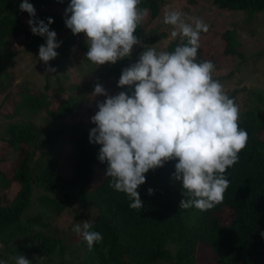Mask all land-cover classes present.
Instances as JSON below:
<instances>
[{"label":"trees","instance_id":"obj_1","mask_svg":"<svg viewBox=\"0 0 264 264\" xmlns=\"http://www.w3.org/2000/svg\"><path fill=\"white\" fill-rule=\"evenodd\" d=\"M166 1L142 0L140 6L149 14L136 35L146 48L159 47L158 39L167 37L166 32L155 28L145 32L164 11ZM22 2L0 0V190L19 185L10 197L0 195V261L13 264L10 257L55 253L59 257L56 264H197L198 255L204 251L210 264H264V110L252 107L254 100L264 102V88L245 85L239 76L238 68L246 57L236 24L217 25L215 29L210 26L207 34L219 36L223 46L208 51L200 45L197 57L198 61L210 60L215 67L221 64L228 69L213 76L239 105L240 127L249 134L238 162L225 173L230 186L222 203L206 212L180 209L183 188L173 178L178 160H172L145 174L146 183L138 189L144 208L134 210L126 194L109 187L107 164L98 159L101 145L89 140L96 125L82 109L95 102L90 97L97 83L110 95L134 93V85L120 88L118 81L122 70L138 61L137 53L143 47L137 45L131 58L115 65L98 66L96 78L87 83L79 76L81 61L92 70L97 65L86 58V42L78 41L86 40L85 35H74L66 27L65 10L70 0H29L38 19H54L50 30L57 33L58 42L62 41L56 60L49 65L56 72L65 66L72 70L43 73L42 87L31 86L30 81L12 85V69L20 50L36 60L39 47L46 44V37L33 35L27 23L31 17L20 10ZM212 5L221 10L220 14L226 10L250 15L264 12V0H214ZM168 41L165 47L173 51L186 43V38ZM262 69L255 67L251 74ZM100 97L99 102L106 99ZM99 102L93 103L95 113ZM149 188L154 194H148ZM33 206L36 212L25 216ZM226 210L229 215H225ZM66 212L71 216L67 226L71 234L63 228L68 236L56 223ZM85 220L91 222V230L104 237L92 249L82 235L72 231L75 224ZM72 242L77 243L73 250L69 246Z\"/></svg>","mask_w":264,"mask_h":264},{"label":"clouds","instance_id":"obj_2","mask_svg":"<svg viewBox=\"0 0 264 264\" xmlns=\"http://www.w3.org/2000/svg\"><path fill=\"white\" fill-rule=\"evenodd\" d=\"M141 4L142 0H70L65 10L66 27L74 35H85L86 58L97 66L115 65L131 58L134 46L143 47L138 61L124 68L118 81L120 88L134 85L132 95L124 91L110 95L101 84L95 85L91 96L106 99L91 117L96 127L90 130L89 140L101 145L98 159L107 164L109 187L126 194L130 208H144L138 189L146 183L145 174L178 160L173 178L183 188L180 209L206 212L222 203L230 186L225 173L238 162L249 134L240 127L239 105L214 79L215 64L197 59L200 34L207 33L210 25L198 17L186 18L178 10L166 11L163 22L172 26L171 38H186V43L173 51L146 48L136 35L149 14ZM20 10L31 17L27 23L33 35L46 37L39 60L48 73H55L49 61L57 58L62 41L50 30L54 19H38L29 0H23ZM148 194L154 190L149 188ZM91 229L89 220L72 229L89 249L104 239ZM10 259L32 264L24 255Z\"/></svg>","mask_w":264,"mask_h":264},{"label":"rangeland","instance_id":"obj_3","mask_svg":"<svg viewBox=\"0 0 264 264\" xmlns=\"http://www.w3.org/2000/svg\"><path fill=\"white\" fill-rule=\"evenodd\" d=\"M212 1L214 0H192L190 3L189 0H167L165 3V8L163 6L164 11L159 14V16L150 24V26L147 27L146 33H151L153 28L157 29L159 32H166V38L158 39L157 45L161 48L163 51H167V48L165 47L167 45L168 40H170L171 36L170 33L173 30L172 26L164 24V14L166 11L170 10H178L186 14L187 17H198L201 18L205 23L209 24L213 29L217 28V25L220 27H225L229 25L236 24V26L239 28L238 35L240 38L242 37L243 40V48L245 53V60H242V64L238 68L239 76L241 75L242 81L245 85H253L257 86L260 89L264 88V12L262 13H255L250 15L247 11H241V10H232V11H222L217 10L216 7L212 5ZM61 11V10H60ZM221 15V16H220ZM142 25V24H141ZM242 27V28H240ZM211 28V29H212ZM213 31V30H211ZM64 36V34H62ZM62 35H59L60 38H63ZM65 37V36H64ZM86 39V38H84ZM85 44L86 40H78ZM80 42H77L79 48H81V45H79ZM223 41L220 39L219 36L211 35L210 33L203 34V32L200 34V45H202L206 50H218L221 49L223 46ZM136 46L134 47L135 50ZM81 51V50H80ZM79 51V52H80ZM21 55L18 58L17 64L15 65L12 76V85H16L17 83L25 82H31V86L34 87H42L44 83V74L48 73L46 71L47 66L44 64L43 61H40L39 59L34 60L31 57V53H26L24 50H20ZM80 55V53H79ZM140 55V52L137 53V56ZM136 58V57H135ZM55 59L51 61H55ZM79 61H81L79 59ZM50 62V61H49ZM57 62V61H56ZM39 66V68H38ZM81 66H83V69L79 71L80 79H83L90 83L96 78L97 70L101 68L99 66H96L97 68L95 70L89 69L86 64L81 61ZM34 67L36 68L34 72H30V68ZM255 67H262L263 72H259L257 70H254V72L251 74L252 70ZM64 70L56 72V74L59 73H67L70 72V69L72 70L71 66H65L63 68ZM227 68L222 67L221 64H218L217 67H215V72L213 75H222L227 72ZM257 77H260L258 80ZM51 80V83L53 84V80ZM13 87V86H12ZM80 90H83V87H80ZM1 98V95H0ZM91 101L95 100V102H99L101 97L97 96L93 98L90 97ZM93 99V100H92ZM93 102V103H95ZM93 103L87 104L86 108H81L82 112L86 114L88 117H92L95 113V106ZM252 107L260 110H264V102L261 103L259 101L254 100L252 102ZM4 107L2 108V110ZM0 123H2V120L0 119ZM3 124V123H2ZM0 142V153L2 151ZM19 187L18 184H12L9 190H6L5 192L0 190V195L3 193L7 195V197L11 196ZM37 208L35 206L31 207L27 210L25 213V216L32 215L35 213ZM230 211L226 210L225 215H229ZM71 222V216L68 212L64 213L63 216L60 219L56 220V223L59 226L60 230L66 229L67 233L71 234L70 230H67L68 224ZM64 234L66 236L67 233H65V230H63ZM70 248L73 250L77 247L76 242H72L69 244ZM68 254H66L65 258L67 259ZM27 259L32 261V264H56L58 262V255L57 254H51L48 256H27ZM207 258V259H206ZM197 264H210L209 262V255L207 252L202 251L197 258ZM13 264L15 262L13 261ZM163 264V263H162Z\"/></svg>","mask_w":264,"mask_h":264}]
</instances>
